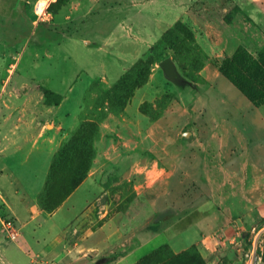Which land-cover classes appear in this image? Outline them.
<instances>
[{
	"label": "rangeland",
	"instance_id": "1",
	"mask_svg": "<svg viewBox=\"0 0 264 264\" xmlns=\"http://www.w3.org/2000/svg\"><path fill=\"white\" fill-rule=\"evenodd\" d=\"M14 1L16 0L5 2L8 11L6 14L0 8V15L8 19L0 20V101L12 88L18 87L22 80L28 79L34 88L47 93V102H54L57 96L47 88L56 85L55 88L58 89L59 82L71 81L75 67L76 76L85 69L92 77L103 74L101 78L96 77L90 86L82 112L83 119L98 127L108 117L119 118L120 126L126 117L125 109H129V115L135 117L143 103L147 104L144 106L145 112L152 117H146L149 121L161 117L165 111L171 112V115L167 114L168 121L171 116H177L176 128L173 130L169 128L168 121L152 123L155 133L150 132L153 134L149 142L150 149H147L145 141V152L127 165V168H133V172H129L134 177L114 176V173H119L117 164V168L111 170L110 177L103 180V185L111 191V215L119 212V231L125 240L136 229L133 221L143 228L151 221L158 228L168 225L169 220L180 216L192 206L206 201L207 204L202 206L204 209L201 211L189 214L185 220L171 221L172 225L166 231L147 245L141 246L123 264L135 262L165 244L179 230L199 218V212H202V216L210 214L207 211L210 208L214 212L216 207L209 205L214 198L212 183H216L219 188H230L234 180H237L236 177H257L256 170L264 169L246 166L248 153L241 149L232 151V168L235 169H232L233 174L225 175L219 156L228 151L217 150L225 147L228 141L223 137H232L237 133H229V129L220 124L219 129H211L214 136L213 133L204 134L206 139H202L203 145H200L197 138L193 140L188 136L184 140L181 135L184 130L179 122V111H184L185 114L187 110L196 107L195 101L200 99L201 87L205 86L207 80L215 75L225 77L220 71L223 66H231L237 77L240 76L242 85H256L264 97V17L258 6H254L249 0H21L24 13L30 8L35 15L33 17L30 13L26 19L24 16H11ZM41 3H44L43 9L40 8ZM185 17L191 21L193 28L186 23ZM178 23L192 32L195 45L183 28L173 31ZM165 34L169 36L162 41ZM130 40L140 44L135 55L132 53ZM201 42L211 48V53L213 48L218 51H214V55H208ZM171 44L176 52L188 53L187 57L180 55L179 59L187 66L186 79L196 87L199 86L200 93L192 92L188 86L181 89L167 82L158 67L159 63H154L156 54L150 48L145 54L142 53L147 47L156 45L161 53L158 58L163 55L172 58L175 52L170 48ZM195 46L201 49L205 58L195 49L191 52ZM148 53L152 58L145 69L150 68V71L141 87L150 81V90L154 89V96H147L137 107L139 93L135 96L134 92V100L131 98L123 111L114 95L116 82L133 56L140 58L142 54L145 56ZM10 66L14 67L7 69ZM157 71L158 74L153 75ZM141 75V80H144L146 70ZM7 78L9 80L5 84L3 81ZM227 85V81L218 80L214 95L211 94V103L201 109L216 113L228 108V97L223 96L224 93L228 96L225 92ZM60 89L62 90L61 87ZM231 109L234 108L231 106ZM231 140L238 144L240 140L242 143L238 134ZM95 142L92 145L86 142L85 146L78 143L77 147L83 149L76 151L73 161L80 163L81 167H87L93 157L94 149L91 146ZM180 145L187 147L190 152V147H197L199 156L191 163L187 162L189 160L185 156L181 165ZM188 156L190 157L189 152ZM165 157H171L172 160L165 161ZM228 187L223 190H228ZM226 192L223 194H227ZM136 194L139 196L138 200L135 199ZM215 200L218 202L219 199L214 198ZM250 200L252 206L245 213L248 218L238 229L228 226L226 231L218 227L214 231L210 230V241L203 242L202 247L198 244L175 251L168 246L158 252L148 264H165L161 261L163 259L169 264L175 255L186 259L187 264H264V191L260 198L251 196ZM226 202L227 198L221 199V216L224 209L229 208ZM77 205L81 206L82 202ZM244 206L239 204L238 210H246ZM163 218L168 220L162 222ZM171 262L181 264L183 259Z\"/></svg>",
	"mask_w": 264,
	"mask_h": 264
},
{
	"label": "crops",
	"instance_id": "2",
	"mask_svg": "<svg viewBox=\"0 0 264 264\" xmlns=\"http://www.w3.org/2000/svg\"><path fill=\"white\" fill-rule=\"evenodd\" d=\"M7 1L0 0V8L5 14L8 12L5 5ZM249 2L258 6L264 17V0ZM10 13L11 16H24L27 19L32 10L29 8L24 13L22 1L16 0ZM32 15L35 17L33 13ZM2 17L0 15V20H6ZM185 20L193 28L191 21L186 17ZM32 21L33 19L31 23L34 22ZM130 42L134 54L140 44L135 40ZM201 44L208 55H214V51H218L213 48L211 53V48L202 42ZM151 46L142 53L145 54ZM123 49L127 50L125 47ZM138 59L133 56L129 64L126 63L125 71ZM12 67L14 66L7 69ZM86 71L87 69L82 70L76 76L77 71L74 67L75 73L71 81L59 82L58 89L55 88L56 85L47 88L57 96L54 102H47L43 92L39 88H34L28 79L22 80L18 87L12 88L0 101V264H97L101 259H105L103 264H123L141 246L147 245L166 231L173 221L185 220L189 214L201 211L204 209L202 206L207 204L206 201L184 210L180 216L169 220L168 225L156 228L160 229L159 231L151 228V221H148L145 228L133 221L135 231L133 230L127 239H123L119 231V212L111 215L113 211L111 191L103 185V180L110 177L111 170L117 168V164L119 173H114V176L134 177V174L130 173L133 172V168L129 169L127 165L145 152V141L147 149H150L149 142L153 138L150 132L155 133L152 129L154 124L168 121L167 114L171 115L170 111H165L157 120L149 121L139 110L138 115L130 116L129 109L126 108V117L120 126L119 118L114 117H108L99 126V137L94 145L95 157L83 182L52 213L47 214L39 207L37 199L43 189L52 158L78 128L79 117L85 105L84 96L98 76H89ZM157 74L158 71L153 73L155 76ZM102 76L103 74L97 78ZM221 79L229 83L225 91L228 96L223 94L224 97H228L226 104L228 103L229 107L216 113L201 109L211 103L215 84ZM8 80L9 78L3 82L6 84ZM151 85L149 81L135 91V96L139 93L137 107L147 96H154V89L150 90ZM201 89L200 99L197 98L195 101V106L200 108L187 110L185 114L184 111H179V122L184 130L181 135L184 140L189 137L193 140L197 138L200 142L198 144L203 145L202 139H206L204 134H212L211 129H219L220 124H223L229 129V133L232 131L241 136L242 143L239 140V144L237 142L236 144L231 140L237 134L223 137L228 141L225 147H219L217 150L228 151L222 152L219 156L222 172L225 175L233 174L232 169L235 167L232 168V151L241 149L248 153L246 166L264 167V104L255 107L221 75L212 76ZM201 89L196 85L189 88L194 93H200ZM230 105L234 109H231ZM176 118L177 116H171L168 121V126L172 130L176 128ZM218 139L220 140V136ZM190 149L191 152L187 147L179 146L181 165L185 156L190 163L199 156L197 147ZM167 160L172 159L165 157V161ZM256 171L257 177L242 176L243 179L236 177L237 180H234L230 188L228 186L219 188L216 183H212L213 197L220 200L216 202L213 198L209 202L211 207H216L215 211L212 212L213 208H210L207 210L210 211L207 216H202V212H199L201 213L199 218L179 230L165 244L175 251L198 244L202 247L203 242L210 241V230L214 231L218 227L226 231L228 226L237 229L241 227L243 221L248 218L245 213L252 206L250 197L260 198L264 191V169ZM226 187L228 190H223ZM225 191L227 194H223ZM135 197L138 200V194ZM226 198L228 199L226 205L229 208L224 209L221 216L219 210L221 199ZM80 202L82 205L78 206ZM240 202L245 205L246 210H238ZM7 220H10L14 227L16 234L14 240L8 239L9 232L4 226ZM143 257L127 264H137Z\"/></svg>",
	"mask_w": 264,
	"mask_h": 264
},
{
	"label": "trees",
	"instance_id": "3",
	"mask_svg": "<svg viewBox=\"0 0 264 264\" xmlns=\"http://www.w3.org/2000/svg\"><path fill=\"white\" fill-rule=\"evenodd\" d=\"M177 28H183L185 31H187V33L190 35L192 39V42L194 43L192 32L187 27H185L182 23H178L173 28V31ZM171 32L172 30L169 31V34ZM168 36H169L168 34H165L162 37V41L167 39ZM170 48L174 49L172 44ZM150 49L153 51V54L154 53L156 54L154 63H159L163 59L167 58V56L165 55H163V57L161 58H158L159 56H161V53H159L158 47L156 45H152ZM194 49L199 55H202L203 58H205L203 52L198 46H195L194 48L192 47V51H191L192 53ZM173 51L175 52V55L172 56V60L175 62V64H177V68L181 73V75L185 78H188V73H186L187 66L182 62L181 59H179L180 55L187 57L188 53L184 51L178 53L176 52V49H174ZM149 56L150 55L148 53L147 55L139 58L136 62L133 63V65L126 72H124L120 76V78L116 82L117 88L114 92V95L116 96L118 105H121V109L123 111L125 104L129 102V100L132 98L135 90L141 87L148 78L150 68L145 69V67L150 63L148 61L152 58L151 56L150 57ZM145 70H146V77L144 80H141L142 78L141 74ZM220 71L226 77V79L229 80L255 107H259L264 104V97L263 95L260 94V90L257 89L256 85H252V86L248 84H247L248 86L242 85L240 76L237 77L236 71L233 68H231V66H223L221 67ZM43 94L46 99L47 93L43 91ZM85 96H84V100H85ZM146 105H147L146 103H143L139 108V112L149 117V119H151L152 118L151 115H149L144 110V106ZM79 120L80 123L78 128L70 135L69 140L63 143L59 147L57 152L54 154L49 166L48 174L43 189L38 196L37 199L38 205L47 214L52 213L56 208H58L59 205L83 182V180L86 178L91 168L92 161L95 157V148L94 146H91V148L94 149L93 150L94 152H93V157L90 159L87 167L85 168L81 167L80 163L78 164V162L73 161V157L76 154V151L78 150L80 151L83 149L82 147H77L78 143L81 146H85L86 142H90V145H92V143H94L99 137L98 126H96L94 123L90 121L83 119L82 113L80 114ZM165 220L167 219L163 218L162 222H164ZM151 228L156 229V224L151 223ZM166 248H168V245L166 244L160 245L158 248L146 254L137 264H148L150 260L156 257L158 252ZM172 259L173 260L171 261H178V259L180 261V259H183V262L181 264L188 263L186 259H184L183 257H179L177 255H175ZM161 261H163L165 264H168V261L166 259L165 260L163 259ZM171 261L169 264H172Z\"/></svg>",
	"mask_w": 264,
	"mask_h": 264
},
{
	"label": "water",
	"instance_id": "4",
	"mask_svg": "<svg viewBox=\"0 0 264 264\" xmlns=\"http://www.w3.org/2000/svg\"><path fill=\"white\" fill-rule=\"evenodd\" d=\"M158 67L160 68L164 79L175 87H194V84L181 75L171 57H167L159 62ZM104 262L105 259H101L97 264H103Z\"/></svg>",
	"mask_w": 264,
	"mask_h": 264
},
{
	"label": "built area",
	"instance_id": "5",
	"mask_svg": "<svg viewBox=\"0 0 264 264\" xmlns=\"http://www.w3.org/2000/svg\"><path fill=\"white\" fill-rule=\"evenodd\" d=\"M5 228L9 232L8 239L14 240L15 239V230L10 220L5 221L4 223Z\"/></svg>",
	"mask_w": 264,
	"mask_h": 264
},
{
	"label": "clouds",
	"instance_id": "6",
	"mask_svg": "<svg viewBox=\"0 0 264 264\" xmlns=\"http://www.w3.org/2000/svg\"><path fill=\"white\" fill-rule=\"evenodd\" d=\"M53 2H54V0H53ZM40 8H41V9L44 8V3H41V4H40Z\"/></svg>",
	"mask_w": 264,
	"mask_h": 264
}]
</instances>
